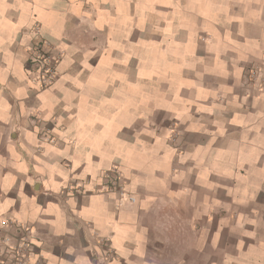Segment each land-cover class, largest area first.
<instances>
[{
	"label": "crops",
	"instance_id": "obj_1",
	"mask_svg": "<svg viewBox=\"0 0 264 264\" xmlns=\"http://www.w3.org/2000/svg\"><path fill=\"white\" fill-rule=\"evenodd\" d=\"M5 220L44 264H264V0H0Z\"/></svg>",
	"mask_w": 264,
	"mask_h": 264
},
{
	"label": "built area",
	"instance_id": "obj_2",
	"mask_svg": "<svg viewBox=\"0 0 264 264\" xmlns=\"http://www.w3.org/2000/svg\"><path fill=\"white\" fill-rule=\"evenodd\" d=\"M30 30L33 35L39 36L40 29L38 25H33ZM27 50L37 66L33 80L39 88H47L57 78V65L61 59V53L55 52L53 45L46 39L30 44ZM104 175L112 182L119 180L121 176L117 167L113 164L106 169ZM76 188L80 189V187ZM67 189L71 190L74 187L69 186ZM129 199L131 202L134 201L133 197ZM9 224H14L19 232L15 236L4 235L0 238V264H44L37 247L33 243L31 227L11 220L3 221V225ZM98 243L106 249V258L115 256L108 239L99 238Z\"/></svg>",
	"mask_w": 264,
	"mask_h": 264
}]
</instances>
